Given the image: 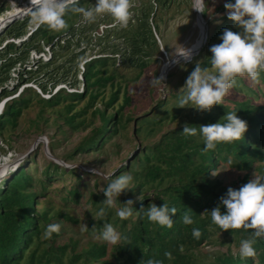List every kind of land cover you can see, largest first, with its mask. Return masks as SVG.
Wrapping results in <instances>:
<instances>
[{"label": "trees", "instance_id": "1", "mask_svg": "<svg viewBox=\"0 0 264 264\" xmlns=\"http://www.w3.org/2000/svg\"><path fill=\"white\" fill-rule=\"evenodd\" d=\"M79 3L87 9L94 6L95 0H79ZM130 3L132 15L127 25L121 27L116 23L96 37L93 32L101 23L113 21L110 15L103 14L95 21L85 23L80 13H67L65 17H76V23L51 42L48 38L53 31L46 25L30 30L34 25L31 13L17 15L0 27V103L4 101L0 111V139L10 140L8 134L19 126L24 111L36 99L41 104L39 116L45 109H52L70 129H90L74 154L102 150L117 135H127L130 122H134L133 136L141 141L104 181L106 187L121 174L133 176V188L114 197L111 208L103 204V191L94 189H98L99 178L96 176L95 187L91 186L87 195V203L94 207V216L85 220L83 230L88 240L84 244L80 243V237L71 236L68 242H61L60 238L64 235L63 223L80 229L82 219L69 208L72 204L79 205L86 196L84 189L88 184L83 182L92 173L55 161H47L38 176L31 167L23 165L7 173L0 185V264H146L149 259L154 264L156 261L160 264H264V239L254 238L255 256L241 258L240 241L252 238V229L221 230L211 223L207 211L216 206L218 198L229 186L238 189L254 176L264 177V71L259 72L256 80L246 75L237 77L223 98L225 107L213 105L210 110L197 111L188 106H174L176 102L165 106L168 101L162 98L153 108V115L133 116V97L128 90L123 92V100L117 104L122 91L118 69L128 65L137 70L133 79L125 80L135 82L154 57L161 55L150 19L155 29L160 30L164 12L176 0H130ZM3 9L0 8V15ZM224 18L226 20L208 34L200 54L186 64L185 77L197 63L213 71L207 63V57L211 55L209 46L220 42L219 35L224 28L239 30L231 20ZM10 38L19 41L13 42ZM43 44L50 46V56L31 60L30 50L41 51ZM87 52H92L89 59L84 57ZM79 58L85 59L81 66L76 63ZM27 83L35 84L48 97L41 96ZM79 84L81 90L77 91ZM108 85L111 92L106 97ZM179 95V91L171 94L176 99ZM83 100L85 106L76 110ZM141 101L138 100L137 106H144ZM89 110L90 119L87 118ZM228 111H236V115L246 121L243 137L205 150L199 125L218 120L223 123V116ZM179 117L183 118L180 126L162 133L166 122L176 121ZM185 123L197 128V133L183 134L181 130ZM157 135L160 137L155 141H143ZM222 167L237 172L236 178L227 182L218 171ZM67 175L75 180L70 188L66 185ZM58 180L63 186L53 190L52 183ZM57 196L61 201L58 207L54 205ZM42 197L45 200H41ZM126 199H131L133 204L125 205ZM150 203L158 206L163 203L176 209V213L169 214L172 227L148 220L145 213ZM126 206L131 207V214L121 220L116 211ZM221 211H224L223 206ZM185 213L191 216V224L182 223L181 217ZM50 223H58L60 229L45 238L43 232ZM105 224H111L127 240L116 245L104 242L100 233ZM193 228L199 229V238L191 235ZM219 232L231 243L227 250L213 252L211 258H206L201 246L212 244ZM165 252L170 256L166 257Z\"/></svg>", "mask_w": 264, "mask_h": 264}, {"label": "clouds", "instance_id": "2", "mask_svg": "<svg viewBox=\"0 0 264 264\" xmlns=\"http://www.w3.org/2000/svg\"><path fill=\"white\" fill-rule=\"evenodd\" d=\"M31 20L35 26L46 25L52 31H62L68 27L64 17L67 13H80L83 22L95 21L97 16L108 14L121 27L127 25L130 17V0H95L93 7L85 9L80 6L79 0H28ZM206 0H192L191 9L204 13ZM225 16L239 29L233 31L224 28L219 35V43L209 46L210 56L207 63L213 69L208 71L199 63L185 78L184 84L178 90L177 107H192L197 111L210 110L213 105H223V98L233 87L236 78L247 76L256 80L260 71H264V0H225L223 4ZM185 60H191L189 50L178 53ZM183 59V60H184ZM188 60V61H189ZM159 77L153 81L158 83ZM225 107V106H224ZM237 111V110H236ZM236 111L225 112L224 122H214L199 125V135L203 141L204 149H214L219 143H232L243 137L247 123L236 115ZM185 123L181 132L185 135H195L197 128L189 127ZM92 174H99L95 168L89 169ZM216 173H213L215 175ZM133 188V176L121 174L107 183L103 189V204L111 208L114 197L122 191ZM125 205L131 206L133 201L126 199ZM124 207L116 211V216L121 220L131 214V207ZM223 206L224 211H221ZM64 211H67L64 209ZM104 209H100L102 213ZM211 223L221 230L252 229V238L242 239L239 244L241 258L255 256L254 238L264 239V177L254 176L239 188L229 186L226 192L218 198V203L211 210ZM170 213H176L174 207L165 204L159 206L155 203L148 204L146 215L149 221L164 227H172ZM95 218V217H94ZM182 223L191 224L192 218L185 213L181 217ZM58 223L48 224L43 232L45 238L58 232ZM191 235L199 238V229L193 228ZM100 238L113 245L118 244L127 237H122L114 230L111 224H105ZM165 256H170L165 252ZM146 264H154L149 259ZM155 264H160L156 261Z\"/></svg>", "mask_w": 264, "mask_h": 264}, {"label": "rangeland", "instance_id": "3", "mask_svg": "<svg viewBox=\"0 0 264 264\" xmlns=\"http://www.w3.org/2000/svg\"><path fill=\"white\" fill-rule=\"evenodd\" d=\"M12 1L13 0H0V8H4L0 15V27L8 22L6 18L14 10V8L11 7L13 6ZM224 2L225 0H206L204 19L206 23L205 27L207 26V37L208 34L226 20L224 18L226 17V10L223 7ZM191 3L192 0H176V3L164 12V20L160 24V30L156 29L158 35L157 37L154 35L159 43L161 55L154 57L151 65L143 72L138 81L125 82L126 79L130 80L136 76L137 70L133 67L127 65L118 69L120 79L118 81L122 83V91L117 104L123 100V92L128 90L129 94L133 97V110L131 111L133 116H143L146 113H151L153 115V108H155L157 101L162 98L168 101L165 106H172L174 102H176L177 99L172 97L171 94L177 92L184 84L186 78L185 73L187 72L185 67L194 56L200 54L199 52L206 43L205 41L200 50L191 57V60H180L182 56L178 53L184 52V48L188 50L197 42L199 37L198 12L191 9ZM14 6H16V4H14ZM16 8L21 9V13L19 14L29 15L31 13L28 0L18 3ZM130 12L132 11L130 10ZM130 14L132 15V13ZM8 19L10 21L12 18ZM65 21L68 27L62 31H53L50 33L48 38L49 42L64 34L69 27L73 26L76 23V17L67 16L65 17ZM91 53L87 52L86 56H84L85 59H89V57L92 56ZM85 59L79 58L76 63L81 66L82 61ZM172 59H177L174 65L170 67V64L163 67L164 64L166 65L169 61L171 62ZM162 73L163 75L167 74L162 78ZM77 77H81L79 73ZM156 77L162 80L158 83H153ZM33 89H35L34 86ZM35 90L38 92L37 89ZM79 90H81V84H79L77 88V91ZM110 92L111 86L108 85L105 91L106 97L109 96ZM140 99L144 101L143 107L137 106L138 100ZM85 102V100L81 101L77 105L76 110L82 109L85 106ZM40 108L41 104L34 99L31 106L26 109L21 116L19 126L8 134L10 140L6 139V141H3L0 139V185L3 182L2 180L5 179L6 174L19 165H23L26 168L31 167L36 173V176H38L41 175L45 163L47 161H54V158L60 160L62 165L79 169L82 172L90 173L89 169L95 168L99 174L87 175L83 182V184H88L85 185L84 189L86 196L84 195L79 205L72 204L69 208L71 212H73L72 214L78 215L82 219L81 224L78 226L80 229H75L73 225L68 223L62 224L64 235L60 238L61 242H68L69 238L73 236L80 237V243L84 244L85 241L88 240L83 230L86 225L85 220L87 217L94 216V207L87 203V195L91 189L90 187H95V180L98 177V189L97 187L94 189L102 192L105 179L112 175L115 168L121 164L122 159L125 158L129 152L135 150L136 147L141 144V141L133 136L134 122H130L127 128V135H117L112 142L110 141L102 150L92 153L74 154L76 146L79 144L80 140L89 133L90 129H70L69 126L64 123V120L57 113L53 112L52 109H45L41 114L42 116H39ZM162 108L163 107H161L160 110ZM89 113L90 110L87 115L88 119H90ZM182 122V117H179L173 122H166L165 126L162 128V133L168 129L180 126ZM159 137L160 135H157L151 140L143 141H155ZM117 144H119L120 147H118ZM32 155L35 157L31 158ZM69 155L72 157L66 160L65 158ZM218 171L227 182L235 179L238 174L231 169H225L223 167ZM71 177V175L66 176L68 179L66 183L67 188H70L75 183L74 178ZM61 182L62 181L58 180L52 183V189L56 190L63 186V182ZM41 200H45V197H42ZM54 200L55 206L58 207L61 205L60 197L57 196ZM230 243L229 240L226 241L224 239L222 232H219L215 236V241L212 244L204 243L201 249L206 258H211V253L227 250ZM81 247L82 246H80V248ZM232 249L234 252L236 251L233 244Z\"/></svg>", "mask_w": 264, "mask_h": 264}, {"label": "built area", "instance_id": "4", "mask_svg": "<svg viewBox=\"0 0 264 264\" xmlns=\"http://www.w3.org/2000/svg\"><path fill=\"white\" fill-rule=\"evenodd\" d=\"M23 1H24V0H13V1H12V5H13V6H11V7H13V8L15 9L16 6H17V4H18V3H21V2H23ZM14 4H16V6H14ZM153 5H154V8H155V7H156V4L153 3ZM115 24H116V22H115L114 20H113V21H110V22H106V23H101V24L99 25L98 29L95 30V31L93 32V36L96 37V36H98V35H101V34L104 32V30H105L106 28H109V27H111V26H113V25H115ZM150 24H151V28H152V31H153L154 35L157 37L158 34L156 33V29H155L154 23L152 22V19H150ZM33 28H35V25L31 26V27H30V30H32ZM9 40H10V41H13V42H18V41H19V39H14V38H10ZM50 54H51L50 46L47 45V44H43V46H42V50H41V51H37V50H35V49H31L30 52H29V58H30L31 60L38 59V58H41V59H47V58L50 56ZM116 57H117V55H116ZM17 67H18V66H17ZM26 85H29V86H32V87L34 86L35 89H37L38 92H39L43 97H47V96H48V94H46V93H42L41 90H40L35 84H33V83H27ZM59 86H61V85H59ZM57 88H58V87H57ZM3 102H4V101H3ZM3 102L0 103V111H1L2 108H3Z\"/></svg>", "mask_w": 264, "mask_h": 264}, {"label": "bare ground", "instance_id": "5", "mask_svg": "<svg viewBox=\"0 0 264 264\" xmlns=\"http://www.w3.org/2000/svg\"><path fill=\"white\" fill-rule=\"evenodd\" d=\"M25 6V5H24ZM26 8V7H25ZM21 11V9H18V8H16V9H14L12 12H11V14L6 18V21H9V19L8 18H13V17H15V16H17V15H20L19 13H21L20 12ZM23 11V10H22ZM195 12H197L196 10H195ZM199 13V12H198ZM202 14V13H201ZM198 16V22H199V28H198V33H199V37H198V39H197V42L195 43V44H193L188 50H189V53H190V58L193 56V55H195L199 50H200V48L202 47V45L205 43V41H206V38H205V33H206V27H205V19H204V17L203 16H201V15H197ZM196 16V17H197ZM15 18H17V17H15ZM5 20V19H4ZM4 20H2V21H4ZM177 56V55H176ZM184 58L182 57V59H180V60H183ZM172 60H174V59H172ZM179 60V59H178ZM177 60H175L174 62H176ZM174 62H173V64H172V62H168V63H166V65L164 64L163 65V67L164 66H168V65H170V67L172 66V65H174ZM167 74V73H166ZM166 74L165 75H163V73H162V78L164 77V76H166Z\"/></svg>", "mask_w": 264, "mask_h": 264}, {"label": "water", "instance_id": "6", "mask_svg": "<svg viewBox=\"0 0 264 264\" xmlns=\"http://www.w3.org/2000/svg\"><path fill=\"white\" fill-rule=\"evenodd\" d=\"M198 14L202 16V14H201L200 12H199ZM206 37H207V33H205V38H206ZM175 60H177V59H174V60H172V61H171V62H172V64H173V62H174ZM184 60H185V59H184ZM188 60H189V59H188ZM52 158H53V157H52ZM54 161H55V162H57V163H60V164H62V163H61V161H60V160H58V159H55V158H54Z\"/></svg>", "mask_w": 264, "mask_h": 264}]
</instances>
